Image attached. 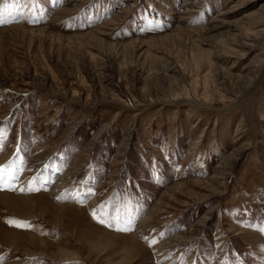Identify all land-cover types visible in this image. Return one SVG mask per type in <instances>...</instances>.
Segmentation results:
<instances>
[{"label":"rangeland","instance_id":"obj_1","mask_svg":"<svg viewBox=\"0 0 264 264\" xmlns=\"http://www.w3.org/2000/svg\"><path fill=\"white\" fill-rule=\"evenodd\" d=\"M0 7V167L19 177L0 192L73 204L76 225L1 203L0 222L79 254L0 244V264H264V0Z\"/></svg>","mask_w":264,"mask_h":264},{"label":"bare ground","instance_id":"obj_2","mask_svg":"<svg viewBox=\"0 0 264 264\" xmlns=\"http://www.w3.org/2000/svg\"><path fill=\"white\" fill-rule=\"evenodd\" d=\"M261 9L264 10V7H262ZM222 15H224L223 11L220 13L218 17ZM62 187L60 185L58 188L60 189ZM18 188H21L19 184L15 186V189H18ZM13 192H15L16 194L0 192V203L6 209L15 213L16 215H18L20 218H23L24 220L32 219L34 217L41 218L45 220L46 222H48V224H50L53 228L65 229L67 231H70L69 233L71 235L74 233V229H75L74 227L76 224L73 221L75 220L71 218L70 216H68L69 215L68 212L75 210L73 207V204L69 203L68 205V204L54 203L50 199V195H47V194L46 196L45 195L31 196V195H17L21 193V191L19 190H13ZM51 195L55 196L57 195V193L53 191ZM151 214L152 212L147 215L145 220H147L151 216ZM69 228L72 230H68ZM128 239L131 240L132 245L142 247L141 244L138 242V238H136L134 235L128 237ZM102 242H103L102 240L99 242L97 240L90 239V246L92 247L93 243H95V245H98V243L102 244ZM0 244L4 245L8 249L18 251L27 256H33V255L35 256L36 254H42L46 256L50 255L56 258L57 260H66V259H71V258L73 259V258L79 257V254L75 251L73 252V250L70 251L66 249V247L62 248V246L60 247V245L56 246V244H52L49 241L43 240V238H38L32 235V233L28 234L26 232L25 233L17 232L16 230L7 227V225L1 222H0ZM34 247L35 249L33 250ZM95 248H98V246ZM46 249H48V251ZM125 253H127V251H125ZM87 255L89 256L88 253ZM122 257H123V254H122ZM21 262H24V261H21ZM113 262L114 260L113 261L107 260L105 264H113ZM18 263L19 262L17 261L15 263H9V264H18ZM121 263L123 264V262Z\"/></svg>","mask_w":264,"mask_h":264},{"label":"snow or ice","instance_id":"obj_3","mask_svg":"<svg viewBox=\"0 0 264 264\" xmlns=\"http://www.w3.org/2000/svg\"><path fill=\"white\" fill-rule=\"evenodd\" d=\"M6 12H7L6 7H0V26L10 24V23L15 21V17L11 16V14L6 15ZM18 179H19V177L16 176L14 172L10 171V166H8V168L0 167V190H4L5 184L11 185L12 183L17 181ZM12 190L25 191L24 188H18V189H12ZM28 190L31 191V188H29ZM93 215H95V214H93ZM112 219L116 223H124V220L122 219L121 216H114V217H112ZM9 223L15 227L31 228V225L28 224L27 222L9 221ZM115 230L121 231V232H129L132 230L131 222L128 221L126 223V226L118 227ZM156 242L157 241L155 239H153V240L149 241V245L151 246L152 244H155Z\"/></svg>","mask_w":264,"mask_h":264}]
</instances>
